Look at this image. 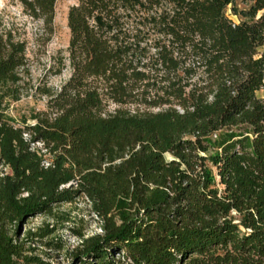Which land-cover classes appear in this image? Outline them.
Returning <instances> with one entry per match:
<instances>
[{"label": "trees", "instance_id": "1", "mask_svg": "<svg viewBox=\"0 0 264 264\" xmlns=\"http://www.w3.org/2000/svg\"><path fill=\"white\" fill-rule=\"evenodd\" d=\"M18 1L52 33L56 0ZM236 1L76 0L70 76L19 124L26 45L0 26V264H35L52 229L20 227L79 196L101 233L78 264H264V0Z\"/></svg>", "mask_w": 264, "mask_h": 264}, {"label": "rangeland", "instance_id": "2", "mask_svg": "<svg viewBox=\"0 0 264 264\" xmlns=\"http://www.w3.org/2000/svg\"><path fill=\"white\" fill-rule=\"evenodd\" d=\"M76 0H56L54 5L53 31L47 33L39 19L29 16L18 0H0V26L10 29L12 34L26 45V69L21 73L19 82L21 98L11 102L8 114L19 124L21 117H28L31 111L44 110L47 97L41 93L43 87L58 90L69 78L71 70L68 65L67 46L69 29L67 12ZM225 8L226 16L233 22H239L240 10L246 2L237 0L234 5ZM63 63L60 72L58 68ZM257 97L264 98V88L256 92ZM117 107L108 106L109 110ZM156 111L158 109H151ZM30 122V121H29ZM39 146V144H36ZM169 157V155H167ZM67 218L68 221H64ZM46 223L52 233L44 238L30 237L25 241L29 256L35 257V264H78L73 253L83 239L101 233V220L93 212L90 202L83 196L70 203H63L54 208V216L35 215L20 227V237L27 232H39ZM24 264V263H18Z\"/></svg>", "mask_w": 264, "mask_h": 264}]
</instances>
